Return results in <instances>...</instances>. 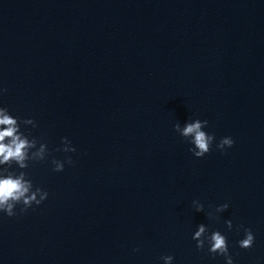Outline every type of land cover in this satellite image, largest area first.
Returning a JSON list of instances; mask_svg holds the SVG:
<instances>
[{"label":"water","instance_id":"1","mask_svg":"<svg viewBox=\"0 0 264 264\" xmlns=\"http://www.w3.org/2000/svg\"><path fill=\"white\" fill-rule=\"evenodd\" d=\"M0 87L50 150L25 170L48 198L0 214V264H226L197 249L201 223L264 264V0H0ZM197 118L203 158L174 131Z\"/></svg>","mask_w":264,"mask_h":264},{"label":"clouds","instance_id":"2","mask_svg":"<svg viewBox=\"0 0 264 264\" xmlns=\"http://www.w3.org/2000/svg\"><path fill=\"white\" fill-rule=\"evenodd\" d=\"M6 89L0 87V95H3ZM23 126V128H22ZM37 127L36 122L31 119L21 120L13 115L5 106H0V214L8 217L17 215V206H20V214L27 212L34 205H41L49 193L35 187L28 173L30 162H44L50 155L48 145L38 141L31 136V129ZM208 126L207 120L194 119L186 121L181 127L179 123L174 125V131L182 137L191 146L189 151L196 158H203L207 155L215 141V135L205 131ZM63 147L57 148V151L64 153H74L75 147L65 137L61 141ZM234 145L231 136L223 137L216 143V148L222 153L227 148ZM53 171L62 172L65 164L72 165L74 161L71 157L65 160L52 159ZM192 206L196 212H204V205L198 200L192 201ZM229 208L228 203L217 206L213 211L207 213L209 219L218 218L214 215L223 213ZM225 224L229 231L232 230L231 220H226ZM243 226H237V231ZM243 238L238 241V246L242 249L251 248L255 242L254 233L250 228H243ZM192 239L196 241L197 249L207 248L210 254L222 256L226 264H234L232 256L229 253L227 237L219 230L209 231L206 224L201 223L196 226L192 234ZM164 264H173L172 255L162 256Z\"/></svg>","mask_w":264,"mask_h":264}]
</instances>
